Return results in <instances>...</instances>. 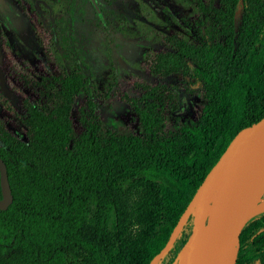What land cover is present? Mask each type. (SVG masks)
I'll use <instances>...</instances> for the list:
<instances>
[{
  "label": "trees",
  "instance_id": "obj_1",
  "mask_svg": "<svg viewBox=\"0 0 264 264\" xmlns=\"http://www.w3.org/2000/svg\"><path fill=\"white\" fill-rule=\"evenodd\" d=\"M194 2L192 38L166 37L148 56L156 82L122 95L133 127L101 122L71 37L41 39L58 71L33 81L36 98L21 102L25 140L0 122L12 198L0 210V264H148L230 140L264 116V0ZM170 77L198 100L190 122L178 118ZM263 219L245 223L240 240Z\"/></svg>",
  "mask_w": 264,
  "mask_h": 264
},
{
  "label": "rangeland",
  "instance_id": "obj_2",
  "mask_svg": "<svg viewBox=\"0 0 264 264\" xmlns=\"http://www.w3.org/2000/svg\"><path fill=\"white\" fill-rule=\"evenodd\" d=\"M94 6L100 18L88 0H0V71L10 95L6 100L0 90V122L16 138L25 140L19 117L22 100L36 98L31 83L58 71L55 56L49 47L43 48L41 39L47 44L55 33L71 37L77 60L96 95L101 122L133 127V114L122 95L133 96L138 85L156 82L148 69V56L166 49L168 36L190 40L200 16L194 0H94ZM163 82L174 88L179 99L182 110L178 118L192 121L199 108L194 93H185L177 77ZM262 174L264 169L256 180L260 203L264 202ZM263 213L249 216L246 223ZM191 223L190 218L183 226L187 238ZM247 244L242 254L250 253ZM167 263L165 256L158 262Z\"/></svg>",
  "mask_w": 264,
  "mask_h": 264
},
{
  "label": "water",
  "instance_id": "obj_3",
  "mask_svg": "<svg viewBox=\"0 0 264 264\" xmlns=\"http://www.w3.org/2000/svg\"><path fill=\"white\" fill-rule=\"evenodd\" d=\"M89 1L94 5V0ZM0 90L5 99L9 100L10 95L1 71ZM261 153H264V116L239 130L230 140L196 188L170 237L148 264H155L165 256L187 219L191 218V233L172 262V264H183L190 240L209 217L206 207H209L216 197L219 198V205L214 239L210 247L202 243L201 247L208 257V264H235L239 233L249 217L253 171L257 157ZM209 196L210 201H208ZM11 200L5 167L0 160V210H5L11 204Z\"/></svg>",
  "mask_w": 264,
  "mask_h": 264
},
{
  "label": "bare ground",
  "instance_id": "obj_4",
  "mask_svg": "<svg viewBox=\"0 0 264 264\" xmlns=\"http://www.w3.org/2000/svg\"><path fill=\"white\" fill-rule=\"evenodd\" d=\"M264 169V153H261L256 160L252 184L248 216L264 212V202L260 203L261 189L256 184L258 172ZM264 176V174H262ZM264 179V178H263ZM263 184V183H262ZM263 190V189H262ZM219 198L216 197L206 211L209 215L204 226L197 231L195 236L190 240L188 253L185 256L183 264H208V257L201 247V243L211 246L217 227ZM198 238V240L196 239Z\"/></svg>",
  "mask_w": 264,
  "mask_h": 264
},
{
  "label": "flooded vegetation",
  "instance_id": "obj_5",
  "mask_svg": "<svg viewBox=\"0 0 264 264\" xmlns=\"http://www.w3.org/2000/svg\"><path fill=\"white\" fill-rule=\"evenodd\" d=\"M258 223L259 224L255 228H253L249 233L243 236L241 240L239 238V245L236 254L235 264L237 262H239V264H260V259H262V257L264 256V219L259 220ZM260 232L261 234L259 236ZM247 242H249L250 247L248 248V251H250V253L242 254V251L248 245Z\"/></svg>",
  "mask_w": 264,
  "mask_h": 264
}]
</instances>
